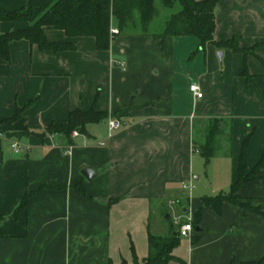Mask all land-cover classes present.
<instances>
[{
	"label": "crops",
	"instance_id": "crops-1",
	"mask_svg": "<svg viewBox=\"0 0 264 264\" xmlns=\"http://www.w3.org/2000/svg\"><path fill=\"white\" fill-rule=\"evenodd\" d=\"M28 4L0 0L5 11ZM29 26L1 20L0 34ZM110 27L118 33L108 49H98L93 36L45 28L49 41L73 48L15 39L9 58L0 57V264H142L149 234L177 233L203 197L229 191L247 136L245 173L254 169L255 177L236 193L260 212L228 201L220 212L203 206L195 231L179 237L165 264L261 259L264 163L256 165L264 149V0H217L214 39L236 37L246 49L221 48L219 61L220 48L201 49L195 36H167L163 51L161 31L124 32L114 17ZM192 82L202 97L192 94ZM92 107L108 117L70 137L46 132L71 110ZM118 108L128 111L113 116ZM111 117L122 126L109 134ZM213 119L223 147L205 161L195 132ZM83 169L93 175L87 179Z\"/></svg>",
	"mask_w": 264,
	"mask_h": 264
},
{
	"label": "trees",
	"instance_id": "trees-1",
	"mask_svg": "<svg viewBox=\"0 0 264 264\" xmlns=\"http://www.w3.org/2000/svg\"><path fill=\"white\" fill-rule=\"evenodd\" d=\"M165 6L168 0H162ZM178 9L164 22L163 30L156 36L160 38V46L165 49V37L177 35L195 36L199 40V48L203 49L206 44L214 43L218 48H230L236 52H246L238 45L236 37L223 41L214 39L215 13L217 0H176ZM138 12L141 24V32H147L148 25L152 20L155 9L154 0H29L27 7L16 11H5L0 8L1 20H28L30 26L25 30L12 31L0 34V57L9 58L8 44L11 40L26 39L31 44H37L40 49L65 50L73 48L71 42L49 41L44 34L45 28L63 30L68 36H93L98 49H108L111 39V18L117 21L119 30H123L126 24H134L133 12ZM20 108L11 118L20 114ZM128 108H118L113 116L125 115ZM107 111H99L94 107L88 110L74 109L68 113L67 119L59 124L52 123L46 127L48 133H60L67 137L73 130L83 132L85 125L90 122H98L107 118ZM219 120L209 121L206 136L203 141H195V147L201 156L208 161L216 152V137L220 133ZM248 136L242 144V152L237 167V178L231 184L226 193L202 198V206L195 212L192 220L194 229L198 225L203 206H212L220 212L224 201L231 202L244 209L260 212L249 203L241 202L236 191L238 187L255 177L254 169L245 173L244 149ZM264 163V149L256 167ZM32 191L25 192L13 215L23 208ZM3 217L0 216V222ZM178 233H172L167 237L148 235V253L142 264H165L174 259L172 250L179 243ZM240 264H264V257L256 261H245Z\"/></svg>",
	"mask_w": 264,
	"mask_h": 264
},
{
	"label": "rangeland",
	"instance_id": "rangeland-1",
	"mask_svg": "<svg viewBox=\"0 0 264 264\" xmlns=\"http://www.w3.org/2000/svg\"><path fill=\"white\" fill-rule=\"evenodd\" d=\"M169 4L167 6L164 5V3L162 2V0H154V9H155V14L152 18V20L150 21L148 27L149 28H153L156 31H162L163 27H164V22L165 20L174 12L177 11L178 9V4L176 2V0H168ZM133 20H134V24L132 25L131 23L126 24L124 27V32H133V33H140L142 28H141V24L139 21V16H138V12L135 10L133 12ZM151 25V26H150ZM155 35V34H154ZM210 46H214L215 48L218 49V47L214 44V43H208ZM208 44L205 45V47L208 46ZM204 47V48H205ZM163 51H165L164 49H162ZM221 51V49H218L215 51V55L218 59V52ZM219 61V59H218ZM207 126L202 127V128H198L197 131L195 132L197 141H203L204 137L206 136V130H207ZM218 136L216 137V150H221L222 149V145L219 146L218 144ZM219 143H221V141H219ZM183 222V221H182ZM181 223V222H180ZM179 225V223H177Z\"/></svg>",
	"mask_w": 264,
	"mask_h": 264
},
{
	"label": "built area",
	"instance_id": "built-area-1",
	"mask_svg": "<svg viewBox=\"0 0 264 264\" xmlns=\"http://www.w3.org/2000/svg\"><path fill=\"white\" fill-rule=\"evenodd\" d=\"M116 33H118V29L116 27H110V34L112 35V34H116ZM121 66H122V63H121ZM189 89L195 97H197V98L202 97V91L200 90L199 85L196 82L190 83ZM121 126H122V123L118 118L111 117L108 119V127H109V131H110L109 134H111L113 131L119 129ZM77 133H78L77 130H73L71 134L77 135ZM11 148L15 152H18L21 150V145L17 141H13L11 143ZM194 231H195V229H194V226L192 223V219H188L186 221L179 223L177 233L179 236L189 237L190 235H192V233Z\"/></svg>",
	"mask_w": 264,
	"mask_h": 264
},
{
	"label": "water",
	"instance_id": "water-1",
	"mask_svg": "<svg viewBox=\"0 0 264 264\" xmlns=\"http://www.w3.org/2000/svg\"><path fill=\"white\" fill-rule=\"evenodd\" d=\"M221 57H222V52L219 51V52H218V58L221 59ZM81 173H82L87 179H89V178L91 177V175H93V171H91L90 169H83V170L81 171ZM167 216H168V215H167Z\"/></svg>",
	"mask_w": 264,
	"mask_h": 264
}]
</instances>
